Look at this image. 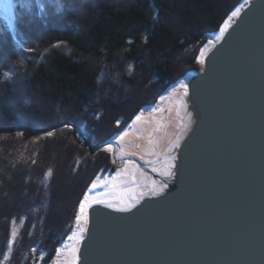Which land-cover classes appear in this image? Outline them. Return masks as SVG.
<instances>
[{"label": "trees", "instance_id": "16d2710c", "mask_svg": "<svg viewBox=\"0 0 264 264\" xmlns=\"http://www.w3.org/2000/svg\"><path fill=\"white\" fill-rule=\"evenodd\" d=\"M244 1L14 0V27L0 15V264L54 263L113 169L101 148L198 71Z\"/></svg>", "mask_w": 264, "mask_h": 264}, {"label": "water", "instance_id": "95a60500", "mask_svg": "<svg viewBox=\"0 0 264 264\" xmlns=\"http://www.w3.org/2000/svg\"><path fill=\"white\" fill-rule=\"evenodd\" d=\"M203 59L175 176L153 174L168 187L131 212L89 209L79 264H264V0H248Z\"/></svg>", "mask_w": 264, "mask_h": 264}, {"label": "snow or ice", "instance_id": "6c2138e0", "mask_svg": "<svg viewBox=\"0 0 264 264\" xmlns=\"http://www.w3.org/2000/svg\"><path fill=\"white\" fill-rule=\"evenodd\" d=\"M2 10L4 19L6 21V27L13 28L14 21L11 16V5L7 3V0H3ZM240 16V9L237 8L231 13L228 18V22L220 29V34L217 36V40L224 38L225 33L231 27V22L233 18H238ZM211 44V41L209 42ZM201 52V58L199 62L204 63V52ZM188 96V86L181 82L178 88H173L172 92L168 96H161L160 100L164 101L168 99L171 103V98H176L177 104V117L181 118V123L179 125L181 129V135L186 132L191 125V114L187 113V104L185 98ZM171 107L168 109L152 107L148 110L147 114L144 110H141L137 115L134 116L130 125L127 126V130L122 131L114 141L117 146L115 149L113 143L106 144L101 151L108 153H118L117 158L121 162V167L116 171L115 175L111 178L105 177L103 180L101 177L97 176L96 180L91 184L88 193H85L83 199L79 203L78 210L75 215V230L71 235L67 237L68 241L71 243H64L61 248L56 250L57 260L55 264H79V252L80 245L83 241V234L88 230L87 225L89 221V209L94 205H100L105 208L112 209L113 211L120 213L131 212L133 208L141 201L145 196H160L164 193V190L168 187L166 182H158L154 179H150L146 172L137 164H135L131 159H126L125 157L132 155L131 152L126 151L123 141L130 133H136L137 138L144 130L145 125H150L151 130L148 134L147 143L149 147L145 150V156H152L155 159L146 160V163L152 165V171L158 173L161 177L166 180L172 179L175 176V160L176 156L173 150L180 147L181 135L171 136L165 129L169 127V123L161 119H156L155 114L157 112H167L171 113ZM182 112L187 116L185 120L182 116ZM120 122L117 121V126ZM71 127V126H67ZM155 133H163V136L157 138ZM49 137L53 135L52 132L47 133ZM163 137H167V146L163 151H157L160 147V142ZM139 147V145H137ZM144 156H141L143 159ZM161 160L163 161L161 163ZM116 160H113L115 163ZM52 173L49 171L47 176H51ZM103 188L104 192L97 196H91L89 193L96 189ZM16 233L13 231V238ZM11 248V245H9ZM35 252L36 250L33 249ZM63 255V259L60 257Z\"/></svg>", "mask_w": 264, "mask_h": 264}, {"label": "rangeland", "instance_id": "374dc122", "mask_svg": "<svg viewBox=\"0 0 264 264\" xmlns=\"http://www.w3.org/2000/svg\"><path fill=\"white\" fill-rule=\"evenodd\" d=\"M7 3L11 5V16L12 18L14 19V6H15V2L14 0H7ZM247 3V0H245L242 4H240L237 8L241 9L243 7V5H245ZM2 4H3V0H0V15L4 18V15H3V10H2ZM235 9V10H236ZM234 10V11H235ZM231 16V14L229 15ZM229 18V17H228ZM235 18H233L234 20ZM232 20V21H233ZM226 22H228V19L226 20ZM225 22V23H226ZM224 23V24H225ZM224 26V25H223ZM222 26V27H223ZM221 27V28H222ZM220 32L214 36H211L207 39V42H206V45L204 46L202 52L207 49L206 52H204V55L212 48L213 44L217 41V36H219ZM211 41V44L209 43ZM201 58V53L199 54V57H198V60H197V69L198 71L201 70L202 68V64L199 62ZM191 76V73H189L188 75L184 76L183 78H181V80H179L175 85H173L171 88H169L163 95L161 96H168L169 93L172 92V89L173 88H178L179 87V84L181 82H183L184 84L187 83V81L189 80ZM185 101H186V104H187V113H190L191 114V121L194 117V114L192 112V110L189 108L188 106V103H187V98H185ZM152 107H156V108H163V109H168L171 107V113H167V112H164V113H161V112H157L155 114V118L156 119H161L163 121H166L169 123V127H167V129H165V131L171 135V136H176V135H181V129L179 127L180 123L182 122L181 121V118L180 117H177L176 115V111H177V104H176V98L175 97H172L171 98V103L168 99H165L164 101H161L160 98L152 105L144 108L143 110L145 111V113L147 114L148 110ZM182 116L184 117V119L186 120L187 119V116L182 112ZM151 127L150 125H145L144 126V130L142 131V133L140 134L139 138H137V134L136 133H130V135L128 137L125 138V140L123 141L124 145H125V149L126 151H129L132 153V155L130 156H127L125 157L126 159H131V160H137L140 162L141 165H139L138 163L134 162L135 164L139 165L147 174V176L150 178V179H154V176L153 174H156L158 175V173L156 172H153L152 171V165L151 164H148L146 163V160H152V159H155V157H152V156H145L144 153H145V150L149 147L148 143H147V139H148V134H149V131L151 130ZM125 130H127V127L125 128ZM124 130V131H125ZM187 132V131H186ZM186 132H183V134L181 135V139L183 138V136L185 135ZM157 138H160L163 136V133H155L154 134ZM117 138V137H116ZM113 139L111 140L110 142L113 143V147L114 149L117 147L114 143V141L116 140ZM181 141V140H180ZM109 142V143H110ZM108 144V143H107ZM106 145V144H105ZM104 145V146H105ZM137 145H139V147H137ZM103 146V147H104ZM166 146H167V137H163L161 139V142H160V147L157 149V151H163L166 149ZM176 149L173 150V153L171 154H176ZM111 155V160H112V167L113 169L110 171V172H107L105 174H100L99 177H101V179L103 180V178L105 177H109L111 178L112 176L115 175L116 171L121 167V162L120 160L117 158L118 156V153H109ZM113 154L115 155V158L113 157ZM141 156H144L143 159H141ZM116 160L115 163H113V160ZM117 162H119L120 164L118 165ZM163 161L161 160V163ZM160 176V175H158ZM96 180V179H95ZM104 192V189L102 190H94L92 191L91 193H89V195L91 196H97V195H100ZM88 193V192H87ZM75 230V227L73 228L72 232ZM15 231V229H14ZM71 232V234H72ZM70 234V235H71ZM64 243H71V241H68L66 239V241ZM63 243V244H64ZM63 244L59 247L61 248L63 246ZM64 257L63 255L60 257V259L62 260ZM57 260V258H56ZM56 260L54 261L53 264H55Z\"/></svg>", "mask_w": 264, "mask_h": 264}, {"label": "bare ground", "instance_id": "6f19581e", "mask_svg": "<svg viewBox=\"0 0 264 264\" xmlns=\"http://www.w3.org/2000/svg\"><path fill=\"white\" fill-rule=\"evenodd\" d=\"M248 1V0H247ZM24 117V116H23Z\"/></svg>", "mask_w": 264, "mask_h": 264}]
</instances>
